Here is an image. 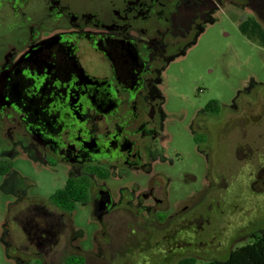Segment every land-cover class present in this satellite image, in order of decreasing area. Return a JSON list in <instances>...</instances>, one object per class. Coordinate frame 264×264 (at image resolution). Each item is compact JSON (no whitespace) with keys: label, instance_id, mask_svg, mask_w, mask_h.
<instances>
[{"label":"flooded vegetation","instance_id":"1","mask_svg":"<svg viewBox=\"0 0 264 264\" xmlns=\"http://www.w3.org/2000/svg\"><path fill=\"white\" fill-rule=\"evenodd\" d=\"M225 2L264 45V0H0L3 185L16 146L67 170L48 199L19 191L10 202L0 244L17 264H193L192 248L212 246L221 228L234 226L236 242L264 233L263 87L195 111L187 128L210 176L197 195L171 208L159 169L158 74ZM133 175L118 196L107 184ZM81 203L95 223L86 238Z\"/></svg>","mask_w":264,"mask_h":264},{"label":"rangeland","instance_id":"2","mask_svg":"<svg viewBox=\"0 0 264 264\" xmlns=\"http://www.w3.org/2000/svg\"><path fill=\"white\" fill-rule=\"evenodd\" d=\"M240 15L241 12L228 2L212 9L195 27L178 53L166 62L155 82L160 118L156 136L164 150L158 160L167 161L159 169L169 174L171 208L179 200L197 195L210 177L207 158L195 146L187 128L195 111L213 99H218L223 104H232L241 91L259 87L264 90V45L250 40L242 33L238 22ZM177 152H181V156ZM184 170L192 175L188 177L186 184L181 182L180 176ZM66 172L64 166L56 170L45 167L30 148L16 146L13 151V182L3 185L0 177V237L8 206L15 200V194L21 191L32 197L48 199L63 186ZM135 178V175L127 179L112 178L107 184L118 196L121 189L130 188ZM234 190L233 188L231 191L235 192ZM243 190L247 192L241 185L236 188L237 193H242ZM135 195L137 197L139 192H135ZM75 214L84 238L88 237L95 229L91 205L81 203ZM228 219L234 225L233 218ZM221 231L217 233L212 246L192 248V254L198 256L193 264L224 261L231 250L235 251L255 242L264 235L258 233L255 237L236 242L234 234L237 230L234 226L226 233L222 228ZM221 239L228 241L224 248L218 249L215 245ZM162 257L160 254V258ZM0 264H17L1 244Z\"/></svg>","mask_w":264,"mask_h":264},{"label":"trees","instance_id":"3","mask_svg":"<svg viewBox=\"0 0 264 264\" xmlns=\"http://www.w3.org/2000/svg\"><path fill=\"white\" fill-rule=\"evenodd\" d=\"M209 264H264V235L255 242L233 251L223 262Z\"/></svg>","mask_w":264,"mask_h":264}]
</instances>
